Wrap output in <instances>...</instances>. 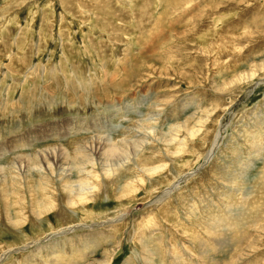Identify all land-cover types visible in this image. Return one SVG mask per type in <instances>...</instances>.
Here are the masks:
<instances>
[{"label": "rangeland", "instance_id": "1", "mask_svg": "<svg viewBox=\"0 0 264 264\" xmlns=\"http://www.w3.org/2000/svg\"><path fill=\"white\" fill-rule=\"evenodd\" d=\"M0 169V264H264V0H0Z\"/></svg>", "mask_w": 264, "mask_h": 264}, {"label": "bare ground", "instance_id": "2", "mask_svg": "<svg viewBox=\"0 0 264 264\" xmlns=\"http://www.w3.org/2000/svg\"><path fill=\"white\" fill-rule=\"evenodd\" d=\"M142 131V130H141ZM141 133V132H140ZM139 138V137H138ZM42 139V138H41ZM136 143V142H135ZM98 145V146H97ZM97 145H95V149H93V152L95 153V154H97L96 155V159H99V162L100 161H102L103 162V164H102V162L100 163V165H101V170H102V173L104 174V175H108L112 170L110 169V168H107L108 166L110 167V166H113V165H116V164H110L109 165V161H111L112 163H114V162H118V160L117 161H114V159H112V158H115V160H116V157H114L112 154V157H111V155L110 156H108L109 154H105V153H102V151H101V149H104V146H103V143L102 144H99L98 142H97ZM111 145V144H110ZM127 145V144H126ZM129 145V144H128ZM127 145V146H128ZM117 148V146L115 145V146H113V145H111L108 149L106 148V150L107 151H109V153H110V151H114L115 152V149ZM105 150V151H106ZM46 151H47V149H46ZM51 151V150H50ZM45 152V151H44ZM118 152V151H117ZM107 153V152H106ZM111 153H113V152H111ZM66 154V153H65ZM65 154H64V152H62L61 150H57L56 152L55 151H51V152H47V156L46 157H44L43 158V161L45 162V164H46V168L47 169H49V171H51V173H53V170L54 169H51V162L47 159L48 158V155H49V157H51L52 158V160H55V161H57V162H59L60 163V165H64L65 167L67 166V167H69L70 169L69 170H71V171H74L75 169H79V172L81 171V172H85L84 170H82L83 168H82V164L84 165L85 163H90L91 165L92 164H94L93 162H94V157H87V158H84V159H82V160H79L78 158V162H76L77 161V159H76V161L74 162H72L70 159H68V157L67 156H65ZM88 155V154H87ZM127 155V154H126ZM106 156V159L104 158V157ZM123 156V155H122ZM43 157V156H42ZM118 157V156H117ZM50 158V159H51ZM119 158H120V154H119ZM22 159V158H21ZM20 159V160H21ZM73 160H74V158H73ZM104 160V161H103ZM122 160V159H121ZM82 161V162H81ZM108 161V162H107ZM23 162H25V159L24 160H22V162H20V165L23 163ZM29 162V161H28ZM26 163L25 162V164H26V166H27V168H26V170H28V169H30L31 168V163L29 164V163ZM50 162V163H49ZM25 164H24V166H25ZM36 164V163H35ZM57 164V163H56ZM96 164V163H95ZM19 165V166H20ZM88 165V164H87ZM117 166V165H116ZM34 167L36 168V165H34ZM42 167V166H41ZM41 167L39 166L38 168H40L41 169ZM59 167V166H58ZM57 167V168H58ZM115 167V166H114ZM120 167V166H119ZM33 168V167H32ZM34 168V169H35ZM43 168V167H42ZM85 168V167H84ZM111 168H113V167H111ZM157 167H152V168H145L144 169V171H146V172H148V173H154V172H156V170L158 169H160L159 168V166H158V168L156 169ZM33 169V170H34ZM40 169H38V170H40ZM65 169V168H64ZM64 169L63 168H61V169H55L56 171H58V177L60 178V177H64L63 176V173L64 172H66V171H64ZM114 169V168H113ZM1 170V169H0ZM43 170V169H42ZM44 171V170H43ZM141 171H142V169H141ZM143 171V172H144ZM26 172V171H25ZM24 172V174H25V176L23 177V179H22V184H18L17 186H18V188H20V187H22L23 185V188H25V189H31V190H29V191H32V189H34V190H37V189H40L43 193L46 191V189H44L45 187H47V182L48 181H45V180H43V181H41V182H39V180H34L33 178H32V174L30 175V174H26ZM28 172V171H27ZM46 172H47V170H46ZM80 172V173H81ZM4 173V172H3ZM54 173H55V171H54ZM85 173H87V174H90V177L92 178V180H93V178H94V180L95 179H97L98 177H96V176H98V175H96L95 173H93L92 171H86ZM86 174V175H87ZM4 175V174H3ZM66 175V174H65ZM1 176V175H0ZM6 177V176H5ZM5 177H3V179L1 180L2 182L0 183V191H2V192H4L5 193V195H9V194H11V193H13V191L10 189V184L12 183H9L10 181L7 179V178H5ZM11 177V176H10ZM40 177V176H39ZM87 177V176H86ZM14 178V177H13ZM41 178H42V175H41ZM89 178V177H88ZM88 178L86 179V178H84V179H80V180H68V179H64L63 181H62V183L60 184V186L59 187H61V191H63V192H66V194L67 195H72V197L73 198H75V201H72L71 199H69V200H67V202H66V205L67 206H74V205H76L77 203H81V202H83L84 200H86L87 199V196H88V194L90 193V192H92V191H94L97 187H96V185H94V186H92V184L93 183H91L89 180H88ZM43 179H45V178H43ZM100 179V178H99ZM18 180V179H17ZM12 181H13V179H12ZM21 181L19 180L18 181V183H20ZM13 183H14V185H16L15 184V181H13ZM96 187V188H95ZM17 188V187H16ZM15 190V189H14ZM45 190V191H44ZM126 190V189H125ZM124 190V191H125ZM127 191V190H126ZM36 192V191H35ZM37 194V193H36ZM49 194V193H48ZM10 196V195H9ZM11 196H12V194H11ZM122 196H125V195H122ZM33 197V196H32ZM4 198V197H3ZM25 199V198H24ZM32 199V198H31ZM38 199V198H37ZM9 201V200H8ZM36 201V200H35ZM10 202V201H9ZM21 203V202H20ZM32 204H33V202H32ZM39 206V208L37 209L36 208V206ZM10 206V205H9ZM52 207V202H50V201H45V200H37L36 201V203L34 204V206H33V208H36V209H32V211H33V214L34 215H38V217L42 214V213H46V212H48V211H50L49 209ZM215 210V209H214ZM8 212V214H9V210L7 211ZM8 220H11L9 217H8ZM11 222V221H10ZM39 223V222H38ZM205 255V254H204ZM204 255H202V256H204ZM205 257V256H204ZM148 258H150V257H148ZM176 258V257H175ZM180 259V258H179ZM210 259V258H209ZM175 260V259H174ZM170 261L171 262V264H178V263H175V261ZM105 262V260L103 261V263ZM149 262V261H148ZM180 262H181V260H180ZM102 262L101 263H99V264H103ZM182 263V262H181ZM106 264V263H105ZM109 264V263H108Z\"/></svg>", "mask_w": 264, "mask_h": 264}]
</instances>
